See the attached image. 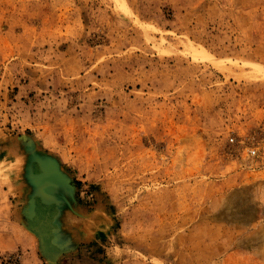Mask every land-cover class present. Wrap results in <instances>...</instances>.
Segmentation results:
<instances>
[{
  "label": "rangeland",
  "instance_id": "1",
  "mask_svg": "<svg viewBox=\"0 0 264 264\" xmlns=\"http://www.w3.org/2000/svg\"><path fill=\"white\" fill-rule=\"evenodd\" d=\"M8 262L264 264V0H0Z\"/></svg>",
  "mask_w": 264,
  "mask_h": 264
},
{
  "label": "bare ground",
  "instance_id": "2",
  "mask_svg": "<svg viewBox=\"0 0 264 264\" xmlns=\"http://www.w3.org/2000/svg\"><path fill=\"white\" fill-rule=\"evenodd\" d=\"M256 72V71H255ZM31 142V141H30ZM55 163V162H54ZM50 164V163H49ZM57 164V163H56ZM41 170H39L37 172V175L34 176L35 180L37 183H39V185H41V190L45 193H49L50 192V188H49V177H50V173L53 174V176L56 175V178L61 177V175L59 174V172L57 171L56 167L52 164L50 165H46L43 168L40 166ZM43 169V170H42ZM45 171V172H44ZM60 180V179H59ZM55 181V180H54ZM49 199V198H48ZM47 201V200H46ZM45 201V202H46ZM71 205V204H70ZM72 206V205H71Z\"/></svg>",
  "mask_w": 264,
  "mask_h": 264
},
{
  "label": "built area",
  "instance_id": "3",
  "mask_svg": "<svg viewBox=\"0 0 264 264\" xmlns=\"http://www.w3.org/2000/svg\"><path fill=\"white\" fill-rule=\"evenodd\" d=\"M252 153L255 154V153H256V150L253 149V150H252ZM7 264H10V262H8Z\"/></svg>",
  "mask_w": 264,
  "mask_h": 264
},
{
  "label": "water",
  "instance_id": "4",
  "mask_svg": "<svg viewBox=\"0 0 264 264\" xmlns=\"http://www.w3.org/2000/svg\"><path fill=\"white\" fill-rule=\"evenodd\" d=\"M44 166H42V168H43Z\"/></svg>",
  "mask_w": 264,
  "mask_h": 264
}]
</instances>
